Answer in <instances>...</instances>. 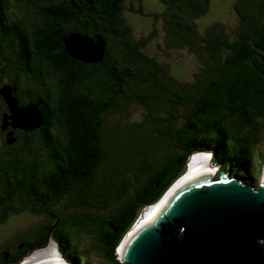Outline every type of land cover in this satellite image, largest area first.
<instances>
[{"label":"trees","instance_id":"obj_1","mask_svg":"<svg viewBox=\"0 0 264 264\" xmlns=\"http://www.w3.org/2000/svg\"><path fill=\"white\" fill-rule=\"evenodd\" d=\"M132 1L0 0V264L51 241L77 264H126L123 238L198 150L259 187L264 0ZM128 10L161 28L137 35ZM72 34L101 36L102 58L73 56ZM4 85L41 126L12 124Z\"/></svg>","mask_w":264,"mask_h":264},{"label":"water","instance_id":"obj_2","mask_svg":"<svg viewBox=\"0 0 264 264\" xmlns=\"http://www.w3.org/2000/svg\"><path fill=\"white\" fill-rule=\"evenodd\" d=\"M65 43L73 56L84 61L103 56L101 36L94 42L72 34ZM1 92L14 126L32 130L43 124L37 103L21 107L10 86ZM138 221L118 253L126 264H264V181L256 188L230 171L223 170L219 178L201 174L167 198L153 220L135 229ZM179 227L184 229L181 235ZM52 242L59 250L51 241L31 252Z\"/></svg>","mask_w":264,"mask_h":264},{"label":"bare ground","instance_id":"obj_3","mask_svg":"<svg viewBox=\"0 0 264 264\" xmlns=\"http://www.w3.org/2000/svg\"><path fill=\"white\" fill-rule=\"evenodd\" d=\"M209 151V150H208ZM212 155L213 153L209 151ZM209 154L206 152H199L196 153L190 159V168L186 170L183 176L178 179V181L174 184V186L168 191L165 197L162 198L161 201L155 203L153 206H150L146 209L145 213H143L142 217L138 221L139 225H143L145 222L153 220L158 212L163 208L165 205L166 199L171 197L173 193L178 190L181 186H183L187 182H191L193 179H197L201 174H211L212 177H215L217 174V178H219L222 174V170L217 171L215 174V169L213 166L208 165V158ZM249 181H251V177H249ZM264 178V175H263ZM157 202V201H156ZM136 229V228H135ZM130 236V233L128 234ZM128 237H126L127 239ZM125 239V240H126ZM121 248L124 246V240L121 242ZM118 252V251H117ZM121 253V249H119ZM38 261V263H37ZM125 263V261H123ZM86 264V262H81V264ZM20 264H66V259L59 253L57 250L56 244L51 243L46 247L36 249L35 251L31 252L24 260L23 263Z\"/></svg>","mask_w":264,"mask_h":264},{"label":"rangeland","instance_id":"obj_4","mask_svg":"<svg viewBox=\"0 0 264 264\" xmlns=\"http://www.w3.org/2000/svg\"><path fill=\"white\" fill-rule=\"evenodd\" d=\"M133 3L136 5V6H143L144 9L148 12H150L151 14L155 13V11H158V9H160V7L162 8L163 5L162 3H160L158 0H141V1H138V0H134ZM129 4V2H128ZM161 4V5H160ZM160 7H159V6ZM225 13H226V10H225ZM224 13V14H225ZM129 23H131V25L133 26L134 30H135V33L137 35H147L149 34L150 32L153 31V28H161V24L160 23H157L155 24V22H153V19L154 17L153 16H143V15H140L138 13H133L131 12L130 10H128V12L125 14ZM236 17L231 14V19H230V22H234V19ZM202 23H207V19H202L201 20ZM156 43H153L151 48L149 49L150 51H154L156 50ZM154 49V50H153ZM187 54H190V53H187ZM188 56V55H187ZM185 59V58H184ZM187 61L188 60H191V59H188L186 58ZM191 68V67H190ZM3 88H6V86L4 85ZM5 97V96H4ZM6 101L8 102L7 98H6ZM9 103V102H8ZM257 151V156H256V159H255V163H256V167L257 169L255 170V173L254 175L259 178V179H263V175H264V157L261 158V155L259 154L258 155V151L259 150H262L263 151V146L262 145H259L256 149ZM255 152V154H256ZM189 164V163H188ZM189 168H190V165H189ZM147 208V207H146ZM146 208L141 212L138 220H140V218L142 217L143 213H145V210ZM23 216L27 219V223H32L33 221L37 222L40 220V218H31V214H28L26 212V214H23ZM31 219V220H30ZM138 224V222H137ZM135 228H137L135 226ZM53 243V242H52ZM87 242L85 241H82L81 244L82 246L83 245H86ZM54 244V243H53ZM31 252V251H30ZM61 252V251H60ZM31 254V253H30ZM91 254V258H93L97 264H110L109 262H107L104 257L102 256V254L99 252V251H96V250H91L90 252ZM29 254L25 255L18 263L16 264H20V263H23V260L28 256ZM38 263V261H37ZM83 264V263H82Z\"/></svg>","mask_w":264,"mask_h":264},{"label":"clouds","instance_id":"obj_5","mask_svg":"<svg viewBox=\"0 0 264 264\" xmlns=\"http://www.w3.org/2000/svg\"><path fill=\"white\" fill-rule=\"evenodd\" d=\"M138 1H141V0H138ZM129 4H134V3H133V1H132L131 3L129 2ZM129 4H128V5H129ZM134 5H135V4H134ZM135 6H136V5H135ZM145 12H146V14L150 13V12H148V11H146V10H145ZM135 13H136V12H135ZM138 14L143 15V16L146 15V14H142V13H138ZM59 251H60V250H59ZM60 253H61V252H60ZM62 254H63V253H62Z\"/></svg>","mask_w":264,"mask_h":264}]
</instances>
